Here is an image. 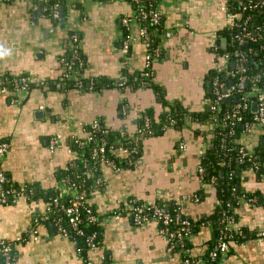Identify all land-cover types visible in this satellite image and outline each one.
Listing matches in <instances>:
<instances>
[{"label": "crops", "instance_id": "crops-1", "mask_svg": "<svg viewBox=\"0 0 264 264\" xmlns=\"http://www.w3.org/2000/svg\"><path fill=\"white\" fill-rule=\"evenodd\" d=\"M230 2L159 1L164 31L161 54L153 59L151 68L154 82L164 88L166 107L149 86L118 85L145 67L142 40L133 44L128 55L121 52V19L133 16L131 0L59 1L65 25L42 11L34 23L31 0L0 2V45L11 49V55L0 59V80L23 74L35 82L27 92L0 89V139L10 143L2 167L13 184L26 186L16 202L0 205V238L14 243L13 264H85L75 242L64 236L55 222L35 226L33 221L46 212L49 201L34 197V188L44 193L58 190V172L75 157L69 142L73 135H84L80 122L99 119L114 131L133 133L143 112L151 109L158 118L176 103L189 111L183 128L171 127L146 136L139 154L126 166L101 167L103 185L88 196L100 218V246L89 251L88 258L96 264H183L179 252L168 250L167 239L155 222L137 225L129 214L118 219L114 214L132 201L179 205L193 219L213 213L217 202L211 190L204 198L198 193L204 187L199 171L202 153L211 139L209 132L202 135V130L211 126L193 114L212 108L211 74L216 72L217 50H227L232 44L221 32L239 19L230 18ZM69 32H76L80 39L84 67L78 76L104 78L113 86L91 90L60 82L64 72L61 60L71 43ZM40 80L50 83L39 84ZM121 105L128 108L125 114ZM54 134L62 146L52 154L48 143ZM245 134L247 146L257 147L261 135ZM243 187L259 196L252 204L240 202L230 228L241 232L239 236L245 232L247 237L234 239L217 264H264V236L259 235L264 229V172L259 176L247 171ZM195 193L201 197L199 202L192 199ZM215 239L212 224L202 220L190 239L193 257L203 263Z\"/></svg>", "mask_w": 264, "mask_h": 264}, {"label": "built area", "instance_id": "built-area-1", "mask_svg": "<svg viewBox=\"0 0 264 264\" xmlns=\"http://www.w3.org/2000/svg\"><path fill=\"white\" fill-rule=\"evenodd\" d=\"M13 0H0V2L8 3ZM35 9L39 4H43L42 12L49 10V16L57 21L62 22L61 6L59 2L54 3L51 7H44V3L48 0H31ZM135 4V12L133 16H124L121 19V26L123 28V36L121 39V52L128 55L131 52L133 44L137 40H142L145 46V67L141 72L133 75V80L141 85H145L144 78L153 80V70L151 68L152 61L155 57L160 56L161 48H152L151 37L148 33V25H155L161 22V11L156 9L144 8V2L154 0H131ZM245 0H240V5L246 9ZM264 2V0H263ZM256 4V3H255ZM256 6V5H255ZM45 14V13H44ZM230 18L233 20L241 17V12L230 13ZM246 27H244V30ZM247 35H251L250 32ZM70 48L69 52L62 57V64L64 67L63 75L60 82L74 81V87L86 89L83 78L79 77L82 68L84 67V60L81 56L80 39L76 32L70 34ZM217 49V48H216ZM218 52V50H217ZM218 54H220L218 52ZM245 62L247 57H242L233 63L232 57L229 52H223L219 55L218 64L216 66L215 77L212 80V109L216 112L221 110L222 101L228 100L235 95L237 90H241L245 83L251 82V88L245 92L242 100L243 103L234 105L229 110L225 111V119L233 122H240L243 120L242 116L238 113V108L245 110L248 107L247 100L253 98L257 103V109L253 119L260 124L264 125V86L259 85V80L264 77V69L262 73L249 76L246 73ZM234 64L233 67L231 65ZM128 79H123L118 83L121 87L127 85ZM237 80L236 83L227 84V81ZM154 81V80H153ZM34 80L28 75H19L10 77L8 80L1 78L0 89L4 92L10 90L27 92L34 84ZM50 82L40 80L39 84L48 85ZM89 89L94 90V79H89ZM60 86L59 84H56ZM44 109V106H41ZM122 113L128 111L127 106L121 105ZM175 121L170 119L169 123H164L163 130L171 128ZM81 129L84 135H73L69 145L71 148L76 147L82 150L83 155L86 148L90 147L91 152L88 158H85L84 166L86 170L75 177L66 175L59 178L58 192L59 194L48 201L47 210L44 214L35 216L34 225L37 226L40 222H55L58 225L59 231L66 237L71 238L76 245L78 254L83 258L85 264H96L88 258V253L95 250L100 246V233L97 229L90 227L98 225L100 218L95 208L88 202L89 193L85 182L88 178L94 179L93 189H97L103 185V177L98 171L103 165H107L119 169L115 158L110 155H118L127 160V163H132L134 155L138 153L140 144L146 136L154 134L153 125L150 116L143 112L139 118L136 130L133 133H127L122 130L118 133L120 138L109 142L108 140V127L99 119H96L88 124L80 122ZM245 133L253 131V125L250 122H245ZM60 137L56 134L51 136L48 143V150L53 154L61 148ZM184 148L185 145L181 144ZM10 149V143L7 140L0 139V205H8L16 202L21 196L24 195L26 186L14 185L9 182L7 174L2 167L3 158ZM74 149V148H73ZM241 157L249 155L250 153L241 147ZM80 154L78 158L82 157ZM72 160L69 163L73 165ZM89 163L92 166H89ZM202 165L199 168L202 176ZM61 188V189H60ZM63 199V200H62ZM192 199L199 202L201 197L199 194H194ZM256 196L242 199L240 202H247L248 204L255 203ZM239 202V204H240ZM63 213L64 218L61 214ZM122 214H129L134 223L137 225H144L147 222H155L158 226L159 232L165 236L168 243V250L171 252H179L183 258V264H195L194 257L191 252L190 239L194 236V222L197 219L185 215L179 205L176 206L174 212H170L163 204L153 202L144 203L140 201H132L124 207V209L115 212L114 217L120 218ZM222 220V225L217 235L216 243L212 250H210L211 261H217L220 257L226 255L230 251L232 242L234 241L235 232L230 228V223L234 220V214H226ZM70 228V230L68 229ZM36 233V231H35ZM241 234V232H238ZM259 235L264 236V229L260 231ZM36 238V237H35ZM83 240V245H78V239ZM21 237L17 241H20ZM84 247L87 248L88 253L86 256L82 255ZM0 257L4 260L5 264H13L14 262V243L10 240L0 238Z\"/></svg>", "mask_w": 264, "mask_h": 264}, {"label": "trees", "instance_id": "trees-1", "mask_svg": "<svg viewBox=\"0 0 264 264\" xmlns=\"http://www.w3.org/2000/svg\"><path fill=\"white\" fill-rule=\"evenodd\" d=\"M59 1L62 0H48L46 3H44V7L49 8L51 5ZM159 1L160 0L149 2L145 1L144 8L156 9V11H159ZM243 3L245 4L244 6H246L245 10L243 9V5H240V0H231L229 3L230 11L233 13L241 12V17L236 19L229 28L222 30L221 33L223 35L227 36L229 39L231 38L232 44L228 46L227 50L218 49V52L220 54L225 51L229 52L233 63L238 61L242 55L246 56V73L249 76H252L262 73L264 69V65L262 64V58L264 57V2L263 0H245ZM133 5L136 7L134 3ZM44 13L45 15H48L49 10ZM61 13V23L62 25H65V13ZM244 27H246L245 30ZM163 31L164 28L162 22L155 25H148V33L151 37L153 49L160 47V40ZM248 32H250L251 35L248 36ZM72 33L73 32H69V34ZM69 48L70 46L68 45L66 54L69 52ZM233 66L234 64L231 65V67ZM213 77H215L214 72L211 74V79H213ZM83 80L85 88L88 89V80L84 78ZM141 81L144 82L146 86H149L154 90L157 100L162 103L164 107H166L167 101L165 100L164 88L159 86L150 78H144ZM236 81L237 80L227 81V84L236 83ZM127 83H131L132 86L141 85V82L137 83V81L133 80V76L128 77ZM258 84L264 86V77L259 80ZM67 86L74 87V81H69ZM106 86H113V82L104 78H98L94 79L92 88L94 90H100ZM251 86V82L245 83L244 87L241 90H237L232 98L222 101L221 110L218 112L211 108L203 114H193L196 115L199 120L202 119V122H207L209 123V126H211L208 131L203 132L202 130V135H204L205 132H209L211 139L210 143L207 144L204 152L202 153V167L204 169L202 172V183L204 187L198 193L202 194V198H204V193H207L206 191L211 190L213 193L212 195L217 202L213 213L207 216V218L195 220L194 231L197 232L199 230L200 226L202 225V220H207L214 228L216 239L219 229L223 224L222 220L225 217L224 213L235 215V208L239 205V202L243 198L246 199L252 196H259L257 193H248L243 187L245 173L247 171H255L259 176L264 172V125L253 119L255 114L253 98H249L247 100L248 107L245 110L238 108V113L243 118L242 121L231 123V121L225 119V111L229 110L236 104L243 103L242 98L245 92L248 91ZM188 112L189 111L187 108L180 103H176L173 107H169L168 110H164L158 118L154 116V113L151 109L145 111V113L150 116L154 132L156 133L162 132L164 123H169L170 119L175 121L172 126L173 128H183ZM245 122H250L253 125V131L251 133L256 132L261 135V141L255 148H250L245 143ZM107 129L109 142L120 138V134L117 131H114L110 128ZM241 147H244L250 154L241 157ZM73 148L75 151V157L73 159L74 163L65 169H61L57 174L58 178H62L66 175H69L73 178L76 175L82 174L86 170L83 160L89 157L91 152L90 147L86 148L83 155H81L82 150H79L76 147ZM79 154L82 156L81 158H78ZM138 154L139 151L134 155V157ZM110 156L111 158H115L118 166L122 167L127 165V160H123V157L118 155ZM89 166H92V164L89 163ZM98 173H101V168L99 169ZM9 182L12 183L10 180ZM94 182L95 181L93 178H88L86 180L85 187L88 192H90L94 187ZM43 193L44 192L40 191L38 187L34 188V197L41 196L45 197L46 200H51L53 197L59 194L57 190H49L47 193ZM160 204H163V202H160ZM124 207H122V209H124ZM166 207L170 212H174L176 208V206H172L170 204ZM59 214H61L64 218L63 213L58 212L57 215ZM90 228L97 229L101 235L100 224L93 227L91 226ZM68 229L70 230L69 227ZM246 237L247 236L245 232H243L242 236H239V234L235 232L234 239L243 240L246 239ZM77 243L79 246H82L83 240L79 238ZM187 246H190V243H188ZM213 247L214 245L212 248ZM212 248L210 250H212ZM210 250L207 252L203 263L194 258L195 264H217V261H211L209 255ZM87 253L88 250L86 247H84L82 255L86 256ZM0 264H5L2 257H0Z\"/></svg>", "mask_w": 264, "mask_h": 264}, {"label": "water", "instance_id": "water-1", "mask_svg": "<svg viewBox=\"0 0 264 264\" xmlns=\"http://www.w3.org/2000/svg\"><path fill=\"white\" fill-rule=\"evenodd\" d=\"M42 9H43V4H39L38 8L32 11V15H33V21H34V23L37 22V20H38V16H39V14H40V11H42ZM61 12H64V11H63V8H61ZM47 16H49V15H47ZM161 22H162V20H161ZM41 51H42V50H41ZM39 52H40V51H39ZM38 55H39V53H38ZM253 106H254V110H256V109H257V103L254 102Z\"/></svg>", "mask_w": 264, "mask_h": 264}, {"label": "clouds", "instance_id": "clouds-1", "mask_svg": "<svg viewBox=\"0 0 264 264\" xmlns=\"http://www.w3.org/2000/svg\"><path fill=\"white\" fill-rule=\"evenodd\" d=\"M9 55H11V49L4 48L2 45H0V59H4Z\"/></svg>", "mask_w": 264, "mask_h": 264}, {"label": "flooded vegetation", "instance_id": "flooded-vegetation-1", "mask_svg": "<svg viewBox=\"0 0 264 264\" xmlns=\"http://www.w3.org/2000/svg\"><path fill=\"white\" fill-rule=\"evenodd\" d=\"M70 41V40H69Z\"/></svg>", "mask_w": 264, "mask_h": 264}]
</instances>
